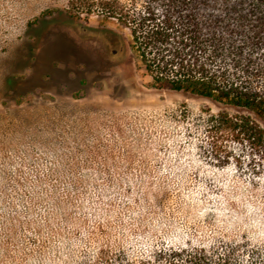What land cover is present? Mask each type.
<instances>
[{
  "label": "rangeland",
  "instance_id": "obj_1",
  "mask_svg": "<svg viewBox=\"0 0 264 264\" xmlns=\"http://www.w3.org/2000/svg\"><path fill=\"white\" fill-rule=\"evenodd\" d=\"M98 1L0 0V264L136 259L228 241L230 213L264 214L263 178L186 130L236 110L152 88Z\"/></svg>",
  "mask_w": 264,
  "mask_h": 264
},
{
  "label": "trees",
  "instance_id": "obj_2",
  "mask_svg": "<svg viewBox=\"0 0 264 264\" xmlns=\"http://www.w3.org/2000/svg\"><path fill=\"white\" fill-rule=\"evenodd\" d=\"M96 9L127 30L152 88L236 110H205L186 130L202 135L212 160L264 180V0H99ZM228 231V241L161 244L136 259L103 250L80 264H264V214L230 213Z\"/></svg>",
  "mask_w": 264,
  "mask_h": 264
}]
</instances>
